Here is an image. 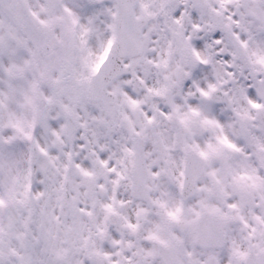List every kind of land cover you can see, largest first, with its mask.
Masks as SVG:
<instances>
[{
    "label": "snow or ice",
    "instance_id": "obj_1",
    "mask_svg": "<svg viewBox=\"0 0 264 264\" xmlns=\"http://www.w3.org/2000/svg\"><path fill=\"white\" fill-rule=\"evenodd\" d=\"M0 264H264V0H0Z\"/></svg>",
    "mask_w": 264,
    "mask_h": 264
}]
</instances>
